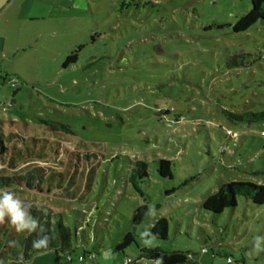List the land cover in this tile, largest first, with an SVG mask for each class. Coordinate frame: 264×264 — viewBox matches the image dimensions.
Instances as JSON below:
<instances>
[{
	"label": "rangeland",
	"instance_id": "374dc122",
	"mask_svg": "<svg viewBox=\"0 0 264 264\" xmlns=\"http://www.w3.org/2000/svg\"><path fill=\"white\" fill-rule=\"evenodd\" d=\"M167 2L16 0L11 18L0 20V75L16 78L14 86L0 84L4 133L50 139L38 119L56 120L72 129L73 148L92 154V186L80 199L6 192L63 211L75 238L70 258L58 253L60 264H124V255L137 256L114 248L142 203L148 211L134 230L142 246L188 252L191 264L264 260L255 248L264 237V203L238 196L219 213L201 206L224 182L264 184V121L230 115L264 111V22L237 33L226 26L249 0H174L168 16ZM161 158L171 161V178L158 174ZM160 216L168 238H147L144 229ZM84 250L97 258L80 260Z\"/></svg>",
	"mask_w": 264,
	"mask_h": 264
},
{
	"label": "trees",
	"instance_id": "16d2710c",
	"mask_svg": "<svg viewBox=\"0 0 264 264\" xmlns=\"http://www.w3.org/2000/svg\"><path fill=\"white\" fill-rule=\"evenodd\" d=\"M172 2L174 0L161 4L162 14L170 13L168 3L171 5ZM257 21L264 22V0H249V8L241 13L233 24L227 23L226 26L231 27V30L237 33L247 30ZM77 55L78 49L68 54L63 61V66L75 62ZM7 76L9 74L2 76L3 80ZM2 83L5 81L0 82ZM230 115L236 122L264 121L263 110H243L240 113H230ZM38 122L52 135V138L24 136L15 131L4 133L3 123L0 121V195L12 190L19 192L33 190L47 197L80 199L82 192L91 189L92 186L91 178L94 174L93 165L90 163L92 154L71 146L68 134H72L73 131L68 124L42 118L38 119ZM157 163L158 174L161 177L171 178V161L161 158ZM137 170L139 176H147L145 165L140 164ZM132 184L137 189L134 181ZM175 191L172 188L166 190L165 194L168 196ZM238 196L245 197L253 204H263L264 184L239 180L224 182L215 192L205 197L201 206L207 211L219 213L225 208L234 207ZM21 202V207L30 206L28 211L37 221L36 227L33 230L18 229L9 215L0 217V264L19 260L27 263L34 256L50 250L54 251L57 256L58 253H63L70 258L75 234L64 223L63 211L54 209L44 202L28 200ZM155 208H159V204ZM147 211V203L139 204L135 208L132 216V229L125 232L115 245V251L122 255L128 248L137 251V256L124 255L123 262L124 259L130 258L132 260L130 264H144L142 259L150 260L153 264H191L190 261L194 258L188 252L166 251L159 244L142 246L137 242L134 233L135 226L141 224ZM144 230L147 238L166 240L168 220L164 216L157 217ZM42 236L48 237L47 245L35 247L34 241ZM203 250L207 251L206 248ZM89 255L95 258L97 253L84 250L79 256L86 258ZM226 261L227 264H232L231 257L227 256ZM261 264H264V260Z\"/></svg>",
	"mask_w": 264,
	"mask_h": 264
},
{
	"label": "clouds",
	"instance_id": "9594fccd",
	"mask_svg": "<svg viewBox=\"0 0 264 264\" xmlns=\"http://www.w3.org/2000/svg\"><path fill=\"white\" fill-rule=\"evenodd\" d=\"M21 205L22 202L18 199H14L12 193H3L0 195V217L4 216L5 214L9 215L12 223L15 224L18 229H35L37 221L30 215L28 211L30 206L23 205V207H21ZM261 239H264V237H256L255 248L257 251L264 250L261 248ZM47 243L48 237L42 236L41 238L34 241V246L42 247L46 246Z\"/></svg>",
	"mask_w": 264,
	"mask_h": 264
},
{
	"label": "crops",
	"instance_id": "0c3cea01",
	"mask_svg": "<svg viewBox=\"0 0 264 264\" xmlns=\"http://www.w3.org/2000/svg\"><path fill=\"white\" fill-rule=\"evenodd\" d=\"M15 2L16 0H10L1 10H0V20L3 19L9 20L11 18V14L15 10ZM0 33V51H4V38L3 35ZM17 49H15L14 54H16ZM5 55V54H4ZM0 121L2 119L0 118ZM97 258V256L95 257ZM94 258V259H95ZM8 264H60V257L56 255V253L52 250L44 252L42 254L36 255L30 262L21 263L20 261L16 262H9Z\"/></svg>",
	"mask_w": 264,
	"mask_h": 264
},
{
	"label": "built area",
	"instance_id": "2783aa9c",
	"mask_svg": "<svg viewBox=\"0 0 264 264\" xmlns=\"http://www.w3.org/2000/svg\"><path fill=\"white\" fill-rule=\"evenodd\" d=\"M8 77H10V76H7L5 78V80H3V77L0 75V82L5 81V83L8 82L12 86L16 85V78L12 77V79H11V78H8ZM0 109L2 111H5L6 110L5 105L4 104H0ZM83 258H84L83 256H79L80 260H82ZM88 258L89 259L93 258V255H89ZM228 261H230V259H228ZM131 262H132V260L130 258L124 259V264H130Z\"/></svg>",
	"mask_w": 264,
	"mask_h": 264
},
{
	"label": "water",
	"instance_id": "95a60500",
	"mask_svg": "<svg viewBox=\"0 0 264 264\" xmlns=\"http://www.w3.org/2000/svg\"><path fill=\"white\" fill-rule=\"evenodd\" d=\"M10 0H0V10L9 2ZM13 102V100L11 101Z\"/></svg>",
	"mask_w": 264,
	"mask_h": 264
}]
</instances>
